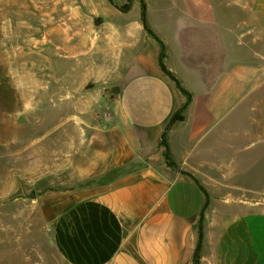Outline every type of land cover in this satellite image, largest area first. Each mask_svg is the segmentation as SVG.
Returning <instances> with one entry per match:
<instances>
[{"label":"crops","instance_id":"0c3cea01","mask_svg":"<svg viewBox=\"0 0 264 264\" xmlns=\"http://www.w3.org/2000/svg\"><path fill=\"white\" fill-rule=\"evenodd\" d=\"M112 1L83 0L66 40L99 126L42 144L22 118L57 86L16 80L15 119L0 92L1 212L23 205L22 232L44 234L58 264H264V206L210 188L264 137V0Z\"/></svg>","mask_w":264,"mask_h":264},{"label":"rangeland","instance_id":"374dc122","mask_svg":"<svg viewBox=\"0 0 264 264\" xmlns=\"http://www.w3.org/2000/svg\"><path fill=\"white\" fill-rule=\"evenodd\" d=\"M87 10L88 5L83 0H0V56L3 49L9 52L5 60L9 61V67L0 64V82H4L0 84V92L5 94L8 108L5 115L11 119L17 115L14 100L19 83L16 80L29 84L53 83L57 90L48 89L41 99L35 98L24 112L22 122L27 124V130L41 133L42 144L57 139L58 149L65 148V133H88V125L100 124L96 114H87L89 107L83 103L89 95L86 89L82 91L81 69L67 72V63H76L67 56V36L81 29V25L74 26L71 21L88 19ZM87 85L93 90L94 83ZM67 87L74 88L81 103L70 104ZM90 109L97 113L100 106L93 105ZM253 142L249 158L242 160V153L234 155L238 162L232 176L226 170L212 171L226 185L210 188L218 195H230L264 206V137L254 138ZM58 157V164L64 163L65 156L59 154ZM46 188L68 187L58 180ZM23 208L11 203L3 215L0 204V264H58V256L50 250L44 234L22 232L21 225L25 223L16 213Z\"/></svg>","mask_w":264,"mask_h":264},{"label":"trees","instance_id":"16d2710c","mask_svg":"<svg viewBox=\"0 0 264 264\" xmlns=\"http://www.w3.org/2000/svg\"><path fill=\"white\" fill-rule=\"evenodd\" d=\"M110 1L113 2L112 0H110ZM142 20H143V23H144L145 27L152 33V31L148 28L145 9H143V11H142ZM162 56H163V53L161 54V59H162ZM161 65H162V62H161ZM163 69H164V71H166L172 77L171 73H169V71L164 66H163ZM187 104H188V102L186 103L185 107L187 106ZM183 108L179 109V111H177L173 115V117L171 118V120H170V122H169V124H168V126L166 128V130H168V128L170 127V125H172L179 118L180 112L182 111ZM161 143L165 147V155H166V159H167L169 165L176 166V164L174 163V161L170 157L169 147H168V144H167L166 139H165V133L163 134V140H162ZM193 178L199 183V181H198L197 178H195V177H193ZM202 188L205 191L204 187H202ZM202 239H203V217L201 218V223H200V241H199V244L197 246L196 253H195V257L196 258H198L199 255H200V249H201Z\"/></svg>","mask_w":264,"mask_h":264}]
</instances>
